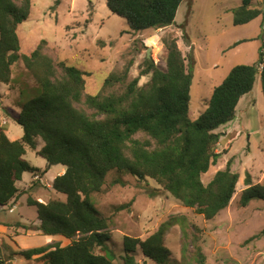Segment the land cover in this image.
<instances>
[{
    "label": "trees",
    "instance_id": "trees-1",
    "mask_svg": "<svg viewBox=\"0 0 264 264\" xmlns=\"http://www.w3.org/2000/svg\"><path fill=\"white\" fill-rule=\"evenodd\" d=\"M184 1L106 0V5L136 33L172 26ZM253 1L242 0L241 7L233 10L234 26L262 17L264 27V9L254 7ZM32 4L33 0H0V83H12L13 66L22 60L40 89L19 113L13 110L11 114L23 129L20 139L11 140L0 127V206L16 202L26 192L17 187L26 172L39 177L44 173L25 160L29 147L48 164L66 169L52 183L65 201L29 199L28 204L37 209L42 234L60 237L68 244L54 243L21 255L28 260L36 257L41 264H115V255L108 248L109 219L98 211L93 199L102 192L111 172L151 179L208 221L227 209L240 178L232 171V160L207 184L203 176L227 153V149L216 152L222 136L217 130L235 119L240 100L252 92L258 76L264 94V37L258 61L234 67L213 90L205 111L192 121L189 109L195 60L183 56L177 39H163L165 68L147 56L137 78L128 80L129 63L105 79L100 93L91 95L86 88L88 73L55 60L47 53V40L20 55L19 30L30 18ZM184 37L190 40L186 33ZM142 77L149 81L139 87ZM245 186L241 207L255 199L264 201L263 183L253 184L247 174ZM176 225L185 236L192 224L187 217L175 215L144 241L125 236L123 264H138V254L156 264H206L200 246L193 263L172 259L165 237ZM99 248L104 254L96 253ZM0 264H4L1 255Z\"/></svg>",
    "mask_w": 264,
    "mask_h": 264
},
{
    "label": "rangeland",
    "instance_id": "rangeland-1",
    "mask_svg": "<svg viewBox=\"0 0 264 264\" xmlns=\"http://www.w3.org/2000/svg\"><path fill=\"white\" fill-rule=\"evenodd\" d=\"M241 5L242 0H187L180 5L172 26L134 33L123 18L110 12L106 0H33L30 18L19 30L20 55L30 53L40 41L47 40V53L55 60L66 61L88 73L87 93L96 95L111 73L123 70L129 63L132 66L128 80L137 78L148 53L160 68H165L163 39L175 38L183 56L187 59L193 56L195 60L189 109V118L195 121L207 108L213 90L234 67L258 61L264 37L261 17L234 26L233 10ZM253 6L264 9V0H255ZM12 78L10 85L0 83V127L16 140L23 136V129L11 114L13 110L19 113L23 104L40 94V89L22 60L14 64ZM259 78L252 92L240 100L235 119L217 130L222 136L216 152L228 151L203 176V181L207 184L230 160L232 171L240 178L229 207L213 220H205L186 208L151 179L140 180L117 172L108 175L102 192L93 199L98 211L109 219L108 248L115 255V264H123L125 236L144 241L175 215L187 217L192 225L185 236L178 225L168 230L165 245L174 261L193 263L196 247L200 246L206 264H264V201L255 199L247 207L240 205L247 174L252 176L253 184H264V94ZM148 81L149 77H142L138 86ZM138 137L144 138L141 134ZM24 158L44 173L41 182L40 179L31 182L35 177L31 172L23 175L19 186L26 192L18 198L14 212L9 211L11 206L0 208L2 225L14 220L34 224L37 209L28 204L29 199L42 203L50 199L66 200L64 195L49 189L62 166L50 167L29 147ZM123 206L127 209H121ZM9 236L13 241L0 239V249L7 259L17 257L16 262L11 260L12 264H39L22 256L15 244L38 248L46 245L48 237L12 236L11 231ZM54 239L68 244L60 237ZM96 253L104 251L99 248ZM137 262L156 264L141 254L137 255Z\"/></svg>",
    "mask_w": 264,
    "mask_h": 264
},
{
    "label": "crops",
    "instance_id": "crops-1",
    "mask_svg": "<svg viewBox=\"0 0 264 264\" xmlns=\"http://www.w3.org/2000/svg\"><path fill=\"white\" fill-rule=\"evenodd\" d=\"M255 1V0H254ZM253 1V2H254ZM261 19V23H260V26L262 25V17L260 18ZM260 77V76H259ZM260 79V78H259ZM260 82H261V79H260ZM246 96V95H245ZM5 124L6 125H8L7 124V122L5 121ZM8 137H9V135H8ZM10 138V137H9ZM11 140H14V139H12V138H10ZM20 139V138H19ZM16 140H18V139H16ZM37 154V153H36ZM65 171H66V169L62 166V168H61V171L58 173V176L59 175H62V174H64L65 173ZM41 172H43V170H41ZM37 179V180H36ZM39 179H40V182H41V177H37V176H35V177H33L32 178V180H31V182L32 181H39ZM52 184V183H51ZM49 185V184H48ZM47 185V186H48ZM17 187H18V189H20L21 190V188H20V186H19V182L17 183ZM31 187V186H30ZM49 187V186H48ZM49 189H50V191L52 192V193H56L53 189H52V186L51 187H49ZM19 201V199L16 201V202H12V203H10L8 206H11V208L9 209V211L12 213V212H14L15 211V209H16V206H15V204H17V202ZM37 201H39V200H37ZM39 202H41L42 203V201H39ZM48 202V201H47ZM0 208L1 209H3L1 206H0ZM21 218H23V217H21ZM39 226H40V221L37 219L36 220V222L34 223V224H32V225H30V224H28L27 222H25L24 220H14L12 223H9V224H7V223H5V224H1L0 223V239H7V240H11V242L13 241L12 240V237L10 238V236L8 237V232L9 231H11V235L12 236H23V237H26V236H33L34 238H35V236H42L43 234H42V232H41V230L39 229ZM5 232V233H4ZM19 234V235H18ZM44 237V236H43ZM47 237V236H46ZM50 238H52V239H50ZM54 238H56V237H48L47 239H49L48 240V242L46 243V245L45 246H48V245H51V244H54V243H58V242H60V240H56V239H54ZM14 243V242H13ZM15 244V243H14ZM15 246L18 248V251L19 252H22V251H26V250H29V248H24V247H21V246H19L17 243L15 244ZM43 247V246H42ZM0 255H1V257H2V259L4 260V259H6V260H4V263L5 264H12L13 262H16L17 261V257L15 256L14 258H12V259H7V254H5V253H2V250L0 249ZM4 257V258H3ZM13 262H12V261ZM35 260H37V258L36 257H33L32 259H30L29 261H33L34 263H35ZM39 262V261H38ZM31 263V262H30ZM30 263H28V264H30ZM39 264H41L40 262H39Z\"/></svg>",
    "mask_w": 264,
    "mask_h": 264
},
{
    "label": "water",
    "instance_id": "water-1",
    "mask_svg": "<svg viewBox=\"0 0 264 264\" xmlns=\"http://www.w3.org/2000/svg\"><path fill=\"white\" fill-rule=\"evenodd\" d=\"M148 57H149V58H152L151 55H150V53H148ZM49 166L51 167L52 164H49Z\"/></svg>",
    "mask_w": 264,
    "mask_h": 264
},
{
    "label": "built area",
    "instance_id": "built-area-1",
    "mask_svg": "<svg viewBox=\"0 0 264 264\" xmlns=\"http://www.w3.org/2000/svg\"><path fill=\"white\" fill-rule=\"evenodd\" d=\"M264 28V27H263ZM49 186V185H48Z\"/></svg>",
    "mask_w": 264,
    "mask_h": 264
}]
</instances>
